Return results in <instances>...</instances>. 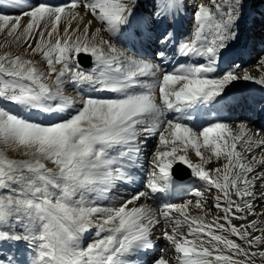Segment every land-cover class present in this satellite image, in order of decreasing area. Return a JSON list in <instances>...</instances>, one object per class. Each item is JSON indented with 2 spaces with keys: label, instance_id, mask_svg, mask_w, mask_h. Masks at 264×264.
<instances>
[{
  "label": "snow or ice",
  "instance_id": "obj_1",
  "mask_svg": "<svg viewBox=\"0 0 264 264\" xmlns=\"http://www.w3.org/2000/svg\"><path fill=\"white\" fill-rule=\"evenodd\" d=\"M26 2L0 0V33L20 49L0 54V144L27 157L0 151V243L25 242L30 264H136L160 239L173 255H153L150 264L264 258V130L186 123L219 116L230 86L254 80L231 59L249 0H193L194 31L179 42L168 22L181 8L176 0H155L146 16L137 0ZM126 40L163 47L141 55ZM255 67L264 70V55ZM66 85L77 95H66ZM142 154L150 171L124 194ZM214 160L226 162L208 167ZM175 165L202 182L194 207L223 215L211 223L189 216L192 199L147 203L179 186ZM208 197L215 203L206 209ZM0 264L18 262L8 255Z\"/></svg>",
  "mask_w": 264,
  "mask_h": 264
},
{
  "label": "rangeland",
  "instance_id": "obj_2",
  "mask_svg": "<svg viewBox=\"0 0 264 264\" xmlns=\"http://www.w3.org/2000/svg\"><path fill=\"white\" fill-rule=\"evenodd\" d=\"M31 1L32 0L27 1V3H29V4H27V5H29L28 8L31 6ZM137 2L140 5V8L142 7L144 9L146 15L149 13H152L154 11L155 0H147L146 2H145V0H141V1L137 0ZM181 2H182L183 6L185 4H187V9L186 10L184 9L185 10V14H184V18H185L184 19V21H185L184 29L185 30H182L183 35L180 38L181 40H185V39L189 38L194 31V23H193V16H192L193 10L192 9H194L195 5L193 3V0H181ZM201 2H203L204 4L207 5L209 3V0H201ZM250 2H251V0H250ZM147 3H148V5H147ZM24 6H25L24 8H27L25 4H24ZM190 8H192V9L190 10ZM248 8L249 9L246 11L244 18L239 22V27L236 29L237 34H238V39H237V41L234 42V45L235 44L237 45L243 41L249 40V38L252 39V37H247V36H248L250 31H252L253 29H256L255 27H257V28L259 27V26H257V24H258L257 19L258 18H256V14L260 11L259 9L264 8V0H258V1L254 0L253 2L249 3ZM4 12L10 13L12 15L19 14L18 11H12L11 9H9L7 7L4 8ZM190 14H191V16L189 19H191V22H190V27H189V25H187L189 23V21H188V23H186V20H187L186 18ZM261 14H262V19L260 22H261V25H263V27H261L259 30L256 29V31H255L257 34L256 36L260 40L257 41L256 45H252V48L255 49V52H253V55H252L253 57L251 58L252 60L254 59V61H253L254 65L253 66H254L255 71L253 73L259 79L264 78V70L258 71L257 68L255 67V65L257 64L259 57L261 55H264V10L261 12ZM25 19H27V18H25ZM95 26H99V25L96 24ZM159 31L163 32L164 31L163 27H161L158 30V33H159ZM169 31H171V29H169ZM254 40H256V38H254ZM124 44L130 48H135V50L137 52H139L141 55H145V54L148 55V53L151 52L148 50L150 45H148V49H143V48L137 46L138 44L133 45L131 41L126 40V41H124ZM151 45H152L151 50L153 51V53L156 52L160 47H163L162 45H159L158 43H153ZM118 47H119V45H118ZM169 48H171V46H169ZM166 50H168V49H166ZM4 52H8V53H12V54H18L20 52V49L17 48L16 44L12 42L11 37H8L6 35V33H0V54H3ZM255 59H257V60H255ZM35 60L40 61L41 57L36 56ZM242 62L243 61L236 62V63L241 66L243 64ZM37 67H42L41 63H37ZM57 67L59 68V65H57ZM65 88H66V95H70V96H76L77 95V92H75L73 90L72 85H66ZM249 100H251V99H249ZM245 105H246V102H245ZM4 107L9 108L13 112L18 111L16 108H14L10 105H7V104H5ZM255 107H257V106H255ZM246 108H249V107L245 106V110H246ZM236 111H238V110H236ZM249 111L250 112L252 111L251 113L254 116L259 115L258 118L257 117L252 118L253 119L252 121H254V119H256L255 122H258L257 119H260L261 116L264 117V113H263L264 112V106H262L261 109H259L257 112H254L253 107L251 109H249ZM247 112L248 111H245V113H246L245 115H247ZM250 112L248 114H251ZM233 113H234V111H232V113L229 112V114H227V115L223 114V116H228V117L231 115L233 116ZM212 114H216V113L213 112ZM246 118H248V116ZM39 119H42V118H39ZM224 121H225V123H228L232 127V129H235L238 126V124H240V123H236V122L231 121V120H224ZM210 122H212V121L205 122V123H203V125L206 126L207 123H210ZM155 144H156V140H155V138H153L150 141L149 147L147 149H145V152L150 154L153 151V147L155 146ZM244 147H245V145H243V141H241L240 145H238V150L241 152H244ZM0 151H2L9 159H18V160L19 159H27V157H25L23 155L21 150L8 149V148H5V146H3L2 144H0ZM245 155H247V153H245ZM150 164H151L150 155L142 154L140 157V160H139L138 167L136 170H134L135 172H133L131 180L124 187L121 188V192L124 194H128L129 192L137 189V187L144 181V179L147 175V172L150 171ZM216 166H218V164L213 163L209 167L215 168ZM137 174L141 175V176H139L140 178L138 177ZM138 179H142V180L140 181L139 185H136L138 182ZM189 193H190L189 190H184V193L182 195V197L184 199L181 198L182 199L181 201H186L189 199L195 200L194 197L191 196ZM168 197L169 196L167 195V196L163 197L162 199L160 198L161 199L160 201H164ZM209 198H211V197H209ZM209 200L214 201L213 199H209ZM103 203H107V202L105 201ZM211 206H212V204H210V207H205V208L206 209L211 208ZM196 212H198V211L189 210L188 215L194 217ZM204 212H205V216H206V218L204 217L205 221L208 223H211L212 217L217 218L218 215L219 216L222 215L220 212H218L215 209H213L211 212H207V211H204ZM220 222H224V221L220 220ZM241 223H242V221L237 220L234 224L239 226ZM182 231H184L185 233L188 231V228L186 225L182 227ZM156 245L157 246L153 252L145 253V255L143 257H139V259L136 261L137 262L141 261V263H139V264H150V261H151L153 255H155V256H159L162 254L166 255V256H172L173 255L172 250H170V245L165 240L160 239L159 241L156 242ZM161 249H163L164 251L161 252ZM31 253H32V249H30L29 246L25 242L7 241V242L0 243V257H5L8 255H11L17 260V262L19 264H22L23 262H24V264H30ZM253 259H254L255 264H264V258L255 257Z\"/></svg>",
  "mask_w": 264,
  "mask_h": 264
},
{
  "label": "bare ground",
  "instance_id": "obj_3",
  "mask_svg": "<svg viewBox=\"0 0 264 264\" xmlns=\"http://www.w3.org/2000/svg\"><path fill=\"white\" fill-rule=\"evenodd\" d=\"M28 1V0H27ZM141 1V0H140ZM147 0H145V2H146ZM250 1V0H249ZM32 2V1H31ZM52 2H54V3H58V2H60V0H52ZM176 2L178 3V4H180L181 5V8H180V10L179 11H175V10H173V14L175 15V21H173L172 19H171V16H170V18H169V23H173L174 24V28L173 29H171V31H174L175 32V34H176V36H177V41L179 42L181 39V37H182V35H183V31L182 30H184V23H185V21H184V14H185V10H184V8H183V5H182V2H181V0H176ZM27 4H29V3H25V5H26V7L28 8V6L29 5H27ZM146 4V3H145ZM150 5V4H149ZM25 7V6H24ZM150 9V8H149ZM139 13L141 14V15H145L146 16V13H145V11H144V9L141 7V8H139ZM148 15V14H147ZM192 18V17H191ZM256 18H258L257 19V22H258V24L260 25V26H263V25H261V19H262V14L261 13H259V14H256ZM189 21V23H188V25H189V27H190V22H191V19H189L188 20ZM75 23V22H74ZM250 24V23H249ZM258 24H257V26H258ZM188 27V28H189ZM255 28H257V27H255ZM164 30V29H163ZM160 32V31H159ZM148 45H150V44H148L147 42L143 45V47H141L139 44L137 45V46H139V47H141V48H143V49H148ZM244 46H245V43L243 44ZM151 47H152V45H150L149 46V51H151L150 53H148V55H150V54H152L153 53V51L151 50ZM172 52H174V49L172 50ZM245 52H248V50H246ZM249 53V52H248ZM236 54V52H235V49H233V51H232V54H231V57H234V55ZM170 55H171V53H170ZM177 59H180V58H177ZM234 60H237L236 58L234 59ZM255 60H257V59H255ZM244 61V60H243ZM253 61H254V59L252 60L251 58L249 59V60H246V61H244V62H242L243 64L241 65V67L243 68V69H245L253 78H254V80L253 81H243V80H240V81H237V82H234V85H232V86H230L231 87V91H230V93H229V97H230V99H229V102H228V107L230 108H233L235 111L236 110H238V114L237 115H231V116H223V114L226 112V110H225V108L223 109V111L220 113V115L219 116H217L216 114H211L208 118H207V121H205V120H203V119H200L198 122H197V118H195L194 117V119L193 120H191V121H186V123H188L189 125H192L193 123H196L197 124V128H199V126L201 125V124H203V123H205V122H208V121H212V120H221V121H223V122H225L224 120H231V121H234V122H236V123H244V124H246V126H247V128L251 131V132H256V131H258V130H264V119H261L259 122H255L256 120H254V121H252V120H250L249 118H246V116H248V115H245V103H243V102H246L247 103V101H249V95L251 94V92H253L255 89H256V93L254 94V96L251 98V102H249V109H251L252 107L254 108V112H257L259 109H261V107L262 106H264V103H262V102H259L258 100H257V98L259 97V96H261V97H264V84H259V83H256V82H254L255 80H260L259 78H257L256 76H255V74L253 73L255 70H254V64H253ZM261 71V70H260ZM250 88H251V91H250V93H249V95L248 94H244V92H247V90H250ZM238 92H240V93H238ZM237 93V95L239 96L238 97V100H237V102L236 103H232V100H231V94L233 95V94H236ZM254 105V106H253ZM255 106H257V107H255ZM248 109V110H249ZM233 110V111H234ZM231 113V112H230ZM236 113H237V111H236ZM201 115H203L202 113H201ZM239 125V124H238ZM239 131H240V129H239V127L237 126L235 129H233V132L235 133V134H239ZM258 138V137H257ZM203 151V150H202ZM253 151L254 152H256V153H259L260 152V149H256V148H254L253 149ZM190 157L193 159V161L194 162H198V159L199 158H197V157H195V154H194V152H191V150H190ZM259 158V157H258ZM223 162H226V161H223V160H221L219 163L217 162V161H213V163L215 164V163H217L218 164V166H220V164L221 163H223ZM212 163V164H213ZM210 166V165H209ZM208 166V167H209ZM218 166H216V167H218ZM138 167V166H137ZM137 169V168H136ZM136 169H134V170H136ZM134 170H133V172H134ZM138 176H141V175H139V174H137ZM176 183L179 185L178 187H175L173 190H170V192L168 193V194H159V197H158V200H149V201H147V203L150 205V206H152L153 208H156L157 207V204H160V205H162V204H164V203H173V204H181L182 202H186V201H181L182 199H184L183 197H182V195H183V193H184V190H189L190 191V195L191 196H193L192 195V193L197 189V188H200V187H202V182H200V181H198L197 180V178L194 176V175H192L189 179H187V180H177L176 181ZM186 192V191H185ZM169 196L168 198H166L164 201H160L161 199L160 198H163V197H165V196ZM182 198V199H181ZM209 199H211V198H207V203L205 204V207H210V204H213V203H215V201H210ZM193 200V199H192ZM209 200V201H208ZM181 201V202H180ZM194 204H195V200H193V204L192 205H189V209H188V211L189 210H193V211H198V212H196V214L194 215V217L195 216H203V217H205L206 218V216H205V212H201L199 209H196L195 207H194ZM222 214V213H221ZM223 215V214H222ZM219 216V215H218ZM217 216V217H218ZM216 219V217H212V219H211V222H213L214 220ZM237 220H234L233 222L235 223ZM220 223H223V222H220ZM232 239H235V237H231ZM154 250H152L151 252H153ZM150 252V253H151ZM145 254H142V255H140V257H143ZM135 259V258H134ZM139 263H141V261H136V264H139Z\"/></svg>",
  "mask_w": 264,
  "mask_h": 264
},
{
  "label": "water",
  "instance_id": "obj_4",
  "mask_svg": "<svg viewBox=\"0 0 264 264\" xmlns=\"http://www.w3.org/2000/svg\"><path fill=\"white\" fill-rule=\"evenodd\" d=\"M181 168L182 169H185L186 170V172L188 173V174H190V170L189 169H187L185 166L183 167V166H181ZM177 169H179V168H177Z\"/></svg>",
  "mask_w": 264,
  "mask_h": 264
}]
</instances>
